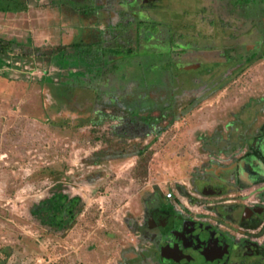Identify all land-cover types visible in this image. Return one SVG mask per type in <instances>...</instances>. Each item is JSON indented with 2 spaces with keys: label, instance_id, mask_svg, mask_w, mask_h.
<instances>
[{
  "label": "rangeland",
  "instance_id": "374dc122",
  "mask_svg": "<svg viewBox=\"0 0 264 264\" xmlns=\"http://www.w3.org/2000/svg\"><path fill=\"white\" fill-rule=\"evenodd\" d=\"M124 1L0 0V41L11 44L8 58L0 55V264H147L139 256L148 243L126 222H141L154 188L186 187L203 162V140L228 137L245 108L264 119V58L236 66L196 59L218 51L204 42L229 36L203 12L208 2L153 0L137 10L142 23L118 13ZM243 29L239 41L252 42ZM108 48L133 52L99 58ZM191 63L197 68H177ZM226 71L223 84L198 97V85L219 83ZM148 117L155 122L141 127ZM55 192L82 203L62 232L28 212Z\"/></svg>",
  "mask_w": 264,
  "mask_h": 264
},
{
  "label": "flooded vegetation",
  "instance_id": "af4514ba",
  "mask_svg": "<svg viewBox=\"0 0 264 264\" xmlns=\"http://www.w3.org/2000/svg\"><path fill=\"white\" fill-rule=\"evenodd\" d=\"M152 1L125 0L124 10L116 11L132 12L145 23L146 14L137 10L150 8ZM205 1L210 6L203 7V12H213L216 22L219 21L217 27L229 31V36L216 44L204 42L206 48L211 44L218 51L198 52L195 58L199 64L201 61L209 62L208 65L226 62L236 66L263 59L264 0ZM90 8L92 5L85 6L81 13ZM215 12H227L228 20H222ZM220 21L229 23L222 26ZM244 21L250 27L252 42L238 39L246 28ZM197 64H192V70ZM230 76L231 72L226 71L216 76L219 83L209 87L198 85V92L204 91L198 97L211 93ZM192 85H195L194 79ZM114 90L110 95L112 100L116 97ZM171 96L172 90H169L168 97ZM138 101L135 99L134 103ZM259 112L264 109L260 107ZM252 113V107L245 108L228 137L203 140V162L197 171H192L186 187L180 183L173 185L169 199L164 197L162 189L154 188V193L142 204L141 222H126L148 243L141 249L140 260H146L147 264H264V119L254 120ZM141 120H138L141 127L155 122ZM127 124L119 129L120 133L129 131Z\"/></svg>",
  "mask_w": 264,
  "mask_h": 264
},
{
  "label": "trees",
  "instance_id": "16d2710c",
  "mask_svg": "<svg viewBox=\"0 0 264 264\" xmlns=\"http://www.w3.org/2000/svg\"><path fill=\"white\" fill-rule=\"evenodd\" d=\"M243 2L246 3V1H243ZM153 31L154 30L152 31L150 30L149 36L145 41H148L151 38ZM82 47H83V51L80 50V52H83L86 54L89 53L90 45H85ZM9 48H10L9 43L0 42V55L5 56ZM143 49H145L146 53L152 50V48L150 47H146ZM132 52L133 50L128 49V48L124 50L108 48L106 50H101L99 58H102L105 60L107 58L118 60L122 58V55L124 54L129 55V54H132ZM178 56H179V53L169 54V59L172 62H175V61H178L179 59ZM261 57L264 58V52ZM92 90L93 89H91V91ZM141 121L149 123L155 120L153 118L148 117V118L142 119ZM137 153L139 154L140 151L139 152L137 151ZM81 209H82V203L78 197L76 196L69 197L65 194H62L61 192H55V193H51L48 197L38 201L36 204H32L28 212L30 216L34 218L40 225L47 227L48 229L56 231V232H62V231L69 229L75 223V220L77 216L79 215Z\"/></svg>",
  "mask_w": 264,
  "mask_h": 264
},
{
  "label": "water",
  "instance_id": "95a60500",
  "mask_svg": "<svg viewBox=\"0 0 264 264\" xmlns=\"http://www.w3.org/2000/svg\"><path fill=\"white\" fill-rule=\"evenodd\" d=\"M194 67V65L192 64H178L177 68L179 69H183V70H189L192 69Z\"/></svg>",
  "mask_w": 264,
  "mask_h": 264
},
{
  "label": "built area",
  "instance_id": "2783aa9c",
  "mask_svg": "<svg viewBox=\"0 0 264 264\" xmlns=\"http://www.w3.org/2000/svg\"><path fill=\"white\" fill-rule=\"evenodd\" d=\"M171 192H172V190L170 189L168 192L165 193L164 197L169 199L171 196Z\"/></svg>",
  "mask_w": 264,
  "mask_h": 264
},
{
  "label": "crops",
  "instance_id": "0c3cea01",
  "mask_svg": "<svg viewBox=\"0 0 264 264\" xmlns=\"http://www.w3.org/2000/svg\"><path fill=\"white\" fill-rule=\"evenodd\" d=\"M1 13V12H0ZM2 14V13H1ZM1 43H8V42H2V41H0ZM11 45V44H10ZM7 58L9 57L8 56V53H6V55H5Z\"/></svg>",
  "mask_w": 264,
  "mask_h": 264
}]
</instances>
